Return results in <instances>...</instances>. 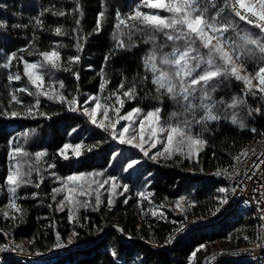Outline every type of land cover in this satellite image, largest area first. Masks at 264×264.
I'll return each instance as SVG.
<instances>
[{"label": "trees", "instance_id": "16d2710c", "mask_svg": "<svg viewBox=\"0 0 264 264\" xmlns=\"http://www.w3.org/2000/svg\"><path fill=\"white\" fill-rule=\"evenodd\" d=\"M132 1L79 0L77 5L75 0H0V21L7 23L6 28H0V64L5 61L6 54L11 52H17L18 56H23L29 62H37L42 60L38 55L39 51L57 48L61 52L62 64L66 63L68 56L80 55V62L73 65L74 70L80 74L79 80L70 72L50 69L49 66L54 79L64 83L65 88L61 91L69 99L78 95L82 102L95 96L100 98L102 104L119 107L115 97L107 101L105 97L109 91H115L122 81H126L128 85L135 82L138 94L135 100H126L122 113L135 107L146 112L162 106L161 115L167 119L171 112L179 110V106L167 96L161 97L159 101L154 98L158 94L150 82L151 73L146 72L143 66V57L151 45L136 37L134 39L138 46L129 45L117 49L116 40L113 39V33L117 32L115 14L117 11L127 14ZM53 5L55 8H52ZM50 8L52 11L64 10L66 15L60 17L52 15L51 11H45ZM101 11H105L107 19L101 18L102 30L95 33L93 29ZM37 17L43 21V27L36 24ZM76 19H80L82 35H87V39L81 42L82 50L79 52L74 47L76 41L71 31L76 27ZM55 27H62L69 35L56 36L53 31ZM242 27L258 34V29L243 24ZM122 39L127 43L126 37ZM58 44L66 47H58ZM29 52L34 54L29 55ZM110 53L112 55L105 62V56ZM258 57L259 53L256 59L247 62L249 71L253 72L259 63ZM17 72L22 76L21 81L10 82L8 75ZM102 72L110 81L104 92L99 88ZM145 75L149 79L142 83ZM45 83L47 87L48 76H45ZM26 85L35 92L27 77L23 76L22 62L13 61L8 69L0 66V181L4 178L1 165H5L7 155L14 146L11 143L14 139L29 153L47 152L40 164L43 177L40 188L25 185L18 189V196L27 197L18 200L25 210L23 221L18 218L12 223L10 219L5 220L0 215V230L12 232L17 241L27 245L29 252L41 254L44 258L50 257L58 232L66 244L74 246L64 250L62 258L50 264H199L201 258L213 248L242 245L246 241L242 238L244 235L251 236L255 233L253 214L248 212L239 217L236 212L216 225L199 227L171 246H165L186 217L202 219L216 211L219 205L216 197L221 195L217 189L225 187L226 182L212 173L221 169L229 170L235 156L254 140L264 136L261 135L264 133L262 94H249L243 82L234 79L219 81L217 90L213 93L215 100L223 99L230 103L233 96H238L244 103L235 109H222L219 113L221 119L208 121L206 131L202 132L200 125L194 126V131L202 132L207 141L198 158L185 159L178 156L160 164L146 160L136 148L113 140L108 133L92 125L81 112L69 111L66 105L50 101L46 97H40L39 111L45 113L44 116L37 114L34 117L11 118L5 115L7 91L11 95L15 94L21 101V104L15 103V111H23L24 105L35 103V96L17 91ZM56 88H59L58 84ZM233 114L237 116L235 124L231 120ZM240 122L244 123V128L239 126ZM73 129L76 131L73 132ZM252 129L256 131L253 132ZM23 132L29 133L26 141L20 135ZM66 142L83 143V155L74 157L69 150L68 160L59 157L57 152ZM88 145L93 146L90 151L87 150ZM131 159H137L140 163L134 169L125 171ZM11 162L15 163L13 160ZM48 164H55V168L47 167ZM80 172H103L104 176L99 177L101 180L109 175L115 176L121 185L129 186V191L121 196L119 193L123 188H118L110 210L106 191L110 185H105L104 190L100 189L102 203L99 210L82 208L78 219L70 222L67 209L62 212L56 210V202L51 198L52 189L61 186L58 178ZM32 178L34 183L40 181L36 172H33ZM137 191H145L150 195L148 199L142 200L136 196ZM32 193L38 195L33 197ZM181 196L186 199L177 208L176 201ZM60 199L62 198L58 196L57 202ZM125 199L128 200L127 204L124 203ZM91 200L94 204V194ZM49 204L53 206L49 207ZM153 210L157 211V216L152 215ZM74 230L79 233L76 237L71 235ZM68 240L72 243H68ZM0 244H3L2 236ZM200 245H206V250H200L196 256H192ZM113 251L117 253L116 256L112 255Z\"/></svg>", "mask_w": 264, "mask_h": 264}, {"label": "snow or ice", "instance_id": "6c2138e0", "mask_svg": "<svg viewBox=\"0 0 264 264\" xmlns=\"http://www.w3.org/2000/svg\"><path fill=\"white\" fill-rule=\"evenodd\" d=\"M75 2L77 5L79 4V0H75ZM52 8H55V5ZM52 8L45 11H51L52 15L60 17L66 15L64 10L52 11ZM142 8H147L148 11H143ZM77 10L78 8L73 12ZM101 18L107 19L105 11L98 13V19L93 29L95 33L102 30ZM115 19L117 32L113 33V39L116 40V48H126L129 45L138 46L134 39L136 37H139L143 43L151 45L150 50L143 57V66L146 72L151 73L150 82L155 86V91L158 94L154 98L159 101L161 97L167 96L179 106L178 111L171 112L168 119L161 116L162 106L154 107L146 112L135 107L121 115L126 100H135L138 94L137 84L133 82L128 85L126 81H122L115 91H109L108 96L105 97L106 101L115 97L119 107L108 103L102 104L101 100L95 96L86 98L82 102L78 95H73L69 99L61 91L65 88L64 83L55 80L50 69H62L70 72L76 80H79L80 74L74 70L73 65L78 64L81 57L80 55H70L66 58V63L62 64L61 52L57 48H53L51 51H39L38 55L42 57V60L37 62H29L23 56H18L17 52L6 54V59L0 66L8 69L13 61L22 62L23 76L27 77L28 83L35 88V92L31 91L27 85L17 91L35 96L36 100L34 104L24 105L23 111L12 110L4 114L11 118L34 117L37 114L44 116L46 114L39 111L40 97H46L50 101L66 105L69 111H81L82 115L87 117L97 129L108 133L113 140H119L121 144L137 148L144 157L154 161L160 157L170 160L176 156L192 159L198 158L200 151L207 144L202 135V132L207 130V122L220 120L219 113L222 109H235L244 103V100L238 96H233L230 103L223 99L215 100L213 93L216 92L219 81L234 79L243 82L245 90L249 94L256 95L258 92L262 94L261 98H264V0H140L127 14L117 11ZM35 22L38 26L43 27V21L38 17ZM242 24L258 29V34H253L248 28L242 27ZM75 25L76 27L71 31L74 34L73 39L76 41L74 47L79 52L82 50L81 42L87 39V35H82L80 19L75 20ZM6 27L7 23L0 21V28ZM15 27H21V25H15ZM53 31L58 37L69 35V32L63 30L62 27H55ZM122 37H126L127 43ZM58 47H66V45L58 44ZM257 53H259V63L253 72H249L247 75L242 74L246 71L247 62L256 59ZM28 54L33 55L34 53L29 52ZM110 55L112 53L105 56V62L108 61ZM237 61L240 63L237 64ZM45 76H48L49 79L47 87ZM101 76L99 88L101 92H104L110 81L103 72ZM7 78L10 82L21 81L22 76L17 72L9 74ZM148 79V75H145L141 82ZM253 80H257L258 84L254 85ZM57 84L58 89L56 88ZM76 91L78 92V90ZM11 100L16 104H21L15 94L11 95ZM110 111L114 113L113 116L109 115ZM98 116H101L99 120ZM231 120L232 123H237V116L233 114ZM122 121L126 123L121 124ZM118 125H120L119 128ZM195 125L201 126V133L194 131ZM239 126L245 127L243 122H240ZM72 131L75 132L76 129ZM252 131L255 132L256 129H252ZM20 135L26 141L29 133L23 132ZM137 137L139 142H136ZM11 143L14 146L10 153V159L15 163L9 167L4 178L6 191L10 194L5 207L13 213H20L19 219L22 222L25 210L17 201L27 197L18 196V189L25 185L40 188L43 182L40 164L42 159L47 156V152L37 151L33 154L29 153L15 139ZM158 145H162V149H158ZM92 147V145H88L87 150L90 151ZM84 149L83 143L66 142L58 150L57 155L68 160L70 158L68 153L71 150L72 156L79 158L83 155ZM153 149H157V151L150 155ZM248 155V151L244 150L234 159L240 163L242 157L247 158ZM32 157H34V162H32ZM139 163V160L131 159L124 170H132ZM47 167L55 168V164H48ZM254 167H258V165H254ZM33 172L40 176L39 182H33ZM233 172H235V167H233ZM216 174L225 175L228 178H232L233 175L228 169L218 170ZM102 176H104L103 172H80L66 178H58L61 186L54 187L51 196L53 202H56V210L62 212L67 209L70 222H75L78 219L82 208L91 207L92 210L98 211L102 203L100 189L105 185H110L106 191L108 192L107 205L111 210L117 189L123 188V191L119 193L123 196L129 191V186L121 185L115 176L109 175L103 180L99 179ZM238 187L217 189L221 195L216 199L221 207L229 203L230 194H235ZM93 194L94 204L91 200ZM31 195L36 197L38 193ZM61 195L62 199L57 202V197ZM149 195L150 193L145 191L136 192V196L142 200L148 199ZM82 197H86V199H81ZM185 199L181 196L176 201L177 208L181 207ZM124 203L127 204L128 200L125 199ZM52 206L49 204V207ZM220 210L221 208L218 207L216 212ZM260 212L259 218L264 220V207H261ZM152 215L157 216V211L153 210ZM160 215L163 214L160 213ZM3 217L5 220L10 218L15 221L17 219L15 215L10 216L9 211H4ZM119 230L124 231L123 229ZM6 235L9 234L0 231V236ZM71 235L76 237L79 233L74 230ZM242 238L244 240L251 239L247 235ZM256 239L261 241L257 246L264 247V234L258 235ZM55 240V247L66 246L58 232ZM68 243H72V241L68 240ZM9 248L23 250L22 245L13 247L10 243L0 244V252ZM200 250H206V245H200L192 253V256H196ZM112 255L116 256L117 253L113 251ZM211 259L213 258L206 261V264H210Z\"/></svg>", "mask_w": 264, "mask_h": 264}, {"label": "built area", "instance_id": "2783aa9c", "mask_svg": "<svg viewBox=\"0 0 264 264\" xmlns=\"http://www.w3.org/2000/svg\"><path fill=\"white\" fill-rule=\"evenodd\" d=\"M244 150L248 151V157H242L240 163L234 159L228 170L233 173L232 178L217 175V172L212 173L216 178L224 179L226 182L225 187L229 189L239 186L235 194H230L229 203L222 207L219 204L218 207L221 208L219 212L215 211L212 215L202 219L186 217L185 221L175 230L169 242L165 245L166 247L171 246L176 240L186 237L199 227L216 225L236 212L239 213V217L249 212L255 217V233L249 236L251 239L246 240L244 244L239 246L213 249L201 258L199 264H206V261H209L210 258H213L210 264H264V247H258L257 244L261 241L256 239L258 235L264 234V220L259 218L261 216L260 209L264 207V136L254 140L242 151ZM254 165H258V167H254ZM233 167H235V172H233ZM0 231L9 234L2 236L3 244L10 243L13 247L22 245L23 248V250L9 248L0 252V264L37 263L39 255L29 252L22 242L14 238L12 232ZM62 242L66 246L55 247L50 252L53 255L52 259L55 261L61 259L62 252L71 247L63 240Z\"/></svg>", "mask_w": 264, "mask_h": 264}, {"label": "rangeland", "instance_id": "374dc122", "mask_svg": "<svg viewBox=\"0 0 264 264\" xmlns=\"http://www.w3.org/2000/svg\"><path fill=\"white\" fill-rule=\"evenodd\" d=\"M140 2V0H133L132 2H131V4H130V6H129V9H128V13L129 12H131L133 9H134V6L137 4V3H139ZM142 10L143 11H148V9L147 8H142ZM152 11H157V10H152ZM163 14V13H162ZM240 62L239 61H237V64H239ZM249 72H251V71H249L248 69H247V67H246V71L245 72H242V74H244V75H247ZM253 84L254 85H256V84H258V81L257 80H253ZM8 92V95H6L5 96V98H7L8 99V103L4 106V112L5 113H7V112H10V111H12L13 110V108L15 107V102L14 101H12L11 100V94H10V91H7ZM100 99V98H99ZM81 111H76V113H80ZM123 114H125V113H122V110H121V115H123ZM102 115V114H101ZM109 115L110 116H113L114 115V113L112 112V111H110V113H109ZM8 116V115H7ZM162 116V115H161ZM237 116H238V112H237ZM101 118V116H98V120ZM88 119V118H87ZM165 119V118H164ZM168 119V118H167ZM124 123H126V122H124V121H122L121 122V124H124ZM137 123H138V121H137ZM120 127V125H118V128ZM199 133V132H198ZM118 142H119V140H117ZM136 142H139V138L137 137V141ZM123 145H126L127 147H132L131 145H128V144H123ZM146 147H147V145H146ZM134 148V147H133ZM137 149V148H136ZM158 149H162V145H158ZM138 150V149H137ZM157 151V149H153L152 150V152L150 153V155H152V154H154L155 152ZM141 153V152H140ZM142 154V153H141ZM8 155L10 156V152L8 153ZM7 155V158H6V162H5V165H1V170H2V172H4V178H5V176H6V174H7V171H8V169H9V167L12 165V162H11V159L9 158V156ZM143 155V154H142ZM176 157H178V156H176ZM176 157H174L173 159H175ZM146 158V160H148V161H152V162H159L160 164H163L165 161H167V159H164L163 157H160V158H158V160L157 161H154V160H152V159H149L148 157H145ZM173 159H170V160H173ZM192 159H195V157L194 158H192ZM0 174H2V173H0ZM4 178L2 179V181H0V215L3 217V212L4 211H9V213H10V216L11 215H15L16 217H17V219L19 218V216H20V213H13L10 209H7L6 207H5V205L7 204V201H8V198H9V193L6 191V185L4 184ZM101 179V178H100ZM93 187H95V186H93ZM103 190L105 189V188H102ZM61 198H62V195L60 196ZM18 202V201H17ZM10 219V218H9ZM16 219V220H17ZM186 219V218H185ZM11 220V222L12 223H15L16 222V220L15 221H13L12 219H10ZM125 239H129L128 237H125ZM26 248H27V245L26 244H24V243H22ZM71 247L72 246H74V244H69ZM28 249V248H27ZM69 249V248H68ZM214 249V248H213ZM63 253V252H62ZM37 255H39V254H37ZM53 256V255H52ZM52 256H50V257H47V258H44L43 257V255H39L38 257H37V263L36 264H40V263H42V262H46L47 264H50L51 262H53V261H55L54 259H52L51 257Z\"/></svg>", "mask_w": 264, "mask_h": 264}, {"label": "water", "instance_id": "95a60500", "mask_svg": "<svg viewBox=\"0 0 264 264\" xmlns=\"http://www.w3.org/2000/svg\"><path fill=\"white\" fill-rule=\"evenodd\" d=\"M40 264H47L46 262H42V263H40Z\"/></svg>", "mask_w": 264, "mask_h": 264}]
</instances>
